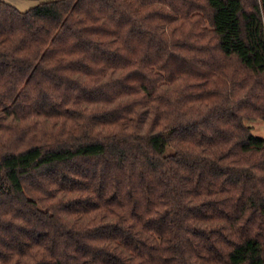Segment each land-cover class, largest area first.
Wrapping results in <instances>:
<instances>
[{"label": "trees", "instance_id": "1", "mask_svg": "<svg viewBox=\"0 0 264 264\" xmlns=\"http://www.w3.org/2000/svg\"><path fill=\"white\" fill-rule=\"evenodd\" d=\"M0 0V264H264V0Z\"/></svg>", "mask_w": 264, "mask_h": 264}, {"label": "rangeland", "instance_id": "2", "mask_svg": "<svg viewBox=\"0 0 264 264\" xmlns=\"http://www.w3.org/2000/svg\"><path fill=\"white\" fill-rule=\"evenodd\" d=\"M7 2L15 5L22 11H27L37 5L36 2L32 0H6ZM254 134L260 135L264 137V123L258 122L254 126Z\"/></svg>", "mask_w": 264, "mask_h": 264}]
</instances>
